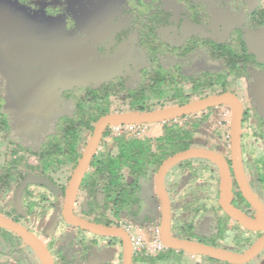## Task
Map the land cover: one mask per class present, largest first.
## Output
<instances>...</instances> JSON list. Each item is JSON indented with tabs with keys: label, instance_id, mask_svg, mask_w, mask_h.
Segmentation results:
<instances>
[{
	"label": "trees",
	"instance_id": "trees-1",
	"mask_svg": "<svg viewBox=\"0 0 264 264\" xmlns=\"http://www.w3.org/2000/svg\"><path fill=\"white\" fill-rule=\"evenodd\" d=\"M130 1L142 7L141 11L136 9L132 12L131 29L136 32L134 45L143 56V63L137 66L133 77L114 76L98 84L78 86L62 95L70 102L68 113L54 120L51 130L46 132L35 148L11 139L5 143L4 164L0 167V217L20 224L28 231H31L29 224L34 227L38 221L44 222L42 237L45 238L47 234L52 244L58 242L51 251L40 236L37 238L50 253L53 264H82L88 256L106 246L118 261L109 258L97 264H123L120 236L83 230L65 222L60 213L66 184L101 117L113 113L155 111L227 92L236 96L234 86L238 81L244 80L250 85L257 80L255 77L264 74V59L251 47L248 32V29L256 31L264 24V7L259 5L260 0H255V7L246 13L242 25L232 27L223 38L201 31L210 16L204 1L193 5L191 0H174L179 4V10L163 7L161 0H153L154 4ZM184 25L187 30L182 32ZM128 32L129 29L116 32L115 44H119ZM169 34H172L174 42L167 39ZM197 51L205 54L215 67L197 74L185 73L183 60ZM185 85H190V92L185 91ZM225 105L207 107L164 121L108 125L80 181L73 213L77 215L73 209L77 206L84 215L79 216L81 218L127 230L136 229L137 233L144 235L140 221H152L143 213L144 200L150 196L149 185L154 182L160 164L176 152L192 147L206 148L200 136L208 125L209 113ZM241 114L240 150L244 171L250 188L264 205V151L259 156L251 155L256 143L264 146V114L258 113L250 104L242 105ZM221 122L224 124L225 120ZM153 128L159 129L154 135H141L139 132ZM217 128L213 127L214 135L220 134ZM7 132L6 114L0 105V140H4L1 137ZM222 134L225 136L224 151L228 156L230 124L229 131L224 130ZM242 139L251 150L246 157L243 155ZM197 158L201 161L193 165L183 159L166 173L171 235L177 239L242 253L258 236L222 210L218 203V167L210 159ZM28 172L47 177L57 189L46 195L28 190V185L21 195L22 211H17L13 206V193ZM186 174L188 179L183 177ZM32 185L48 190L41 185ZM174 186L177 189L172 188ZM231 193L235 206L244 214L252 215L253 209L241 195L235 180ZM152 195L158 198L156 193ZM34 205L37 211L30 209ZM48 220L51 223L45 228ZM151 224L158 227L159 221H152ZM241 230L249 236L235 245L233 239H237ZM263 233L261 231L259 236ZM70 234L71 239L66 240ZM140 239L142 245L132 250L131 264H234L184 249L160 246L158 233V245L153 246L152 250L149 247L152 248V244L144 236ZM18 243L21 246L15 248ZM259 251L252 258L257 257ZM12 253L18 255L16 264H42L28 243L15 232L0 226V264H6L4 256Z\"/></svg>",
	"mask_w": 264,
	"mask_h": 264
},
{
	"label": "rangeland",
	"instance_id": "rangeland-1",
	"mask_svg": "<svg viewBox=\"0 0 264 264\" xmlns=\"http://www.w3.org/2000/svg\"><path fill=\"white\" fill-rule=\"evenodd\" d=\"M141 1L143 4H154L153 0ZM161 1L165 8H180L174 0ZM198 1L191 0V3L195 5ZM201 1H204L210 13L208 23L201 31L217 38H223L232 27L241 26L246 13H250L256 5L255 0ZM259 3L264 7V0ZM136 9L141 11L142 7L132 4L130 0H0V105L8 125L7 134L1 137L4 140H0V167L4 164L5 143H8V139L35 148L46 132L51 130L54 120L68 113L70 102L62 95L72 92L78 86L98 84L114 76L133 77L137 66L143 63V56L134 45L136 32L131 29L132 12ZM122 29H129L130 32L119 44H115V33ZM186 30L187 27L184 32ZM252 33L251 47L264 59V24ZM171 36L167 35V39L174 42ZM100 47L105 50L102 51ZM210 67L215 65L199 51L189 54L183 60V71L188 74H197ZM255 79L250 85L244 80L238 81L234 86L236 96L243 106L250 104L258 113L264 114V74ZM185 91L190 92V85H185ZM217 110L209 113L208 125L203 129L200 141L206 143V148L227 155L224 151L225 136L222 133L224 130L229 131L231 107L218 106ZM222 120H225L224 124ZM217 126L220 134L214 135L213 127ZM157 131L158 128H153L139 132L141 135H154ZM242 140L243 155L246 157L251 150ZM256 144L251 155L259 156L264 146ZM196 161L201 160L197 157L186 159L190 164H196ZM172 188L177 189L176 186ZM166 189L169 190V185ZM28 190L46 195L54 192L33 185H29ZM148 190L156 193L155 182L149 185ZM151 192L144 200L143 213L156 222L160 216V202L156 195L151 196ZM62 205L63 202L61 211ZM30 209L38 210L36 205ZM73 209L78 216H84L77 206ZM152 221H140L139 226L141 231H145L144 235L137 233L136 229L128 230L131 236H144L152 244L150 250L158 243L159 231L158 227L151 224ZM50 223L51 220H48L45 228ZM43 224L42 221H38L34 227L29 224L30 232L36 237L40 236V240L52 251V246L58 241L52 244L46 233V237H42ZM261 231L264 230L253 231V234L259 238ZM247 236L241 230L238 240L234 238L233 242L235 245L236 242H244ZM71 237V234L67 235L66 240ZM20 246L18 243L15 248ZM106 247L98 253H92L82 264H97L109 258L115 260L114 253ZM17 257V253H12L4 256V259L6 264H16ZM263 261L264 248L257 257L241 264H264Z\"/></svg>",
	"mask_w": 264,
	"mask_h": 264
},
{
	"label": "water",
	"instance_id": "water-1",
	"mask_svg": "<svg viewBox=\"0 0 264 264\" xmlns=\"http://www.w3.org/2000/svg\"><path fill=\"white\" fill-rule=\"evenodd\" d=\"M221 104H226L231 107L229 135L230 164L220 153L203 147H192L176 152L162 161L155 174L156 194L159 197L161 203L159 226L160 241L169 248L184 249L194 254L197 253L208 255L234 264H240L251 259L262 247H264V234L261 235L247 250L242 253L217 248L192 240L174 238L170 232V202L164 186V177L166 172L177 162L192 157L210 159L216 163L219 170L218 203L222 210L247 229L252 231L264 230V205L260 202L258 197L248 185L242 165L240 150L242 105L236 96L230 92L212 95L183 105L155 111L113 113L101 117L95 125L88 143L66 184L65 196L61 211L64 221L92 233L120 236L123 244V264H131V240L129 233L124 228L92 222L75 215L72 211L80 181L87 168L89 160L91 159L98 145L104 129L108 125L140 124L169 120L180 117L184 114L193 113L207 107ZM232 177L235 180L241 195L253 209L254 218L248 217L231 203ZM31 184L41 185L52 190L57 189V187L47 177L35 175L31 172L24 174L13 193V206L17 211H22L21 195L23 190ZM0 226L15 232L26 243H28L37 253L42 264H53L51 255L44 244L24 226L4 217H0Z\"/></svg>",
	"mask_w": 264,
	"mask_h": 264
},
{
	"label": "flooded vegetation",
	"instance_id": "flooded-vegetation-1",
	"mask_svg": "<svg viewBox=\"0 0 264 264\" xmlns=\"http://www.w3.org/2000/svg\"><path fill=\"white\" fill-rule=\"evenodd\" d=\"M185 26V25H184ZM182 27L181 28V30H182V32H184V30L186 29V27ZM185 28V29H184ZM248 32H250V36H249V41H250V43H251V41H252V36H253V31H251L250 29H248ZM259 48V47H258ZM263 56H264V54H263ZM229 143H230V141H229ZM230 151V150H229ZM221 154V153H220ZM227 161H228V163L230 164V155H228V156H226V155H224V154H221ZM191 165H193V164H191ZM242 165H244L243 164V162H242ZM171 168V167H170ZM169 170V169H168ZM243 170H244V166H243ZM167 173V172H166ZM218 173H219V170H218ZM26 174V173H25ZM244 174H245V171H244ZM165 176H166V174H165ZM183 177H185L186 179H188V177H187V174H186V176L184 175ZM245 177H246V174H245ZM233 177H232V182H233ZM246 180H247V177H246ZM154 182H155V178H154ZM248 182V181H247ZM249 185V184H248ZM164 186H165V177H164ZM232 187V186H231ZM166 189V188H165ZM252 190V189H251ZM168 195V194H167ZM169 198V197H168ZM158 199H159V197H158ZM159 202H160V200H159ZM170 202V201H169ZM235 202H236V200H235ZM231 203L235 206V204L236 203H233L232 202V193H231ZM236 208H238V209H240L239 207H237V206H235ZM160 208H161V203H160ZM241 210V209H240ZM170 212H171V209H170ZM249 212H251V211H249ZM252 215H247L248 217H250V218H254V211L251 213ZM160 216H161V210H160ZM160 216H159V219H158V221H159V225H158V228H159V226H160ZM236 221V220H235ZM236 223H238L237 221H236ZM238 224H240V223H238ZM241 225V224H240ZM242 226V225H241ZM128 233H129V231L127 230V229H125ZM158 234H159V238H160V232L158 231ZM129 235H130V233H129ZM134 236H131L130 235V240L133 238ZM131 246H132V240H131ZM134 248H133V246H132V250H133Z\"/></svg>",
	"mask_w": 264,
	"mask_h": 264
},
{
	"label": "built area",
	"instance_id": "built-area-1",
	"mask_svg": "<svg viewBox=\"0 0 264 264\" xmlns=\"http://www.w3.org/2000/svg\"><path fill=\"white\" fill-rule=\"evenodd\" d=\"M131 240L133 248H139L142 245L140 237H133Z\"/></svg>",
	"mask_w": 264,
	"mask_h": 264
},
{
	"label": "clouds",
	"instance_id": "clouds-1",
	"mask_svg": "<svg viewBox=\"0 0 264 264\" xmlns=\"http://www.w3.org/2000/svg\"><path fill=\"white\" fill-rule=\"evenodd\" d=\"M158 244H159L160 246H161V244H162V245H164V244H163L161 241H159V243H158ZM164 246H165V245H164Z\"/></svg>",
	"mask_w": 264,
	"mask_h": 264
}]
</instances>
